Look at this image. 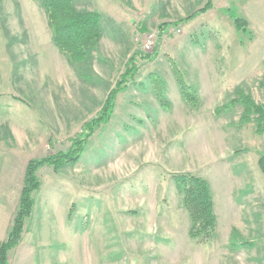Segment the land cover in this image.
Masks as SVG:
<instances>
[{
	"label": "rangeland",
	"instance_id": "1",
	"mask_svg": "<svg viewBox=\"0 0 264 264\" xmlns=\"http://www.w3.org/2000/svg\"><path fill=\"white\" fill-rule=\"evenodd\" d=\"M75 1L118 25L108 24L100 41L94 84L53 45L38 2L0 0V244L27 163L66 152L145 37L170 27L78 162L38 172L35 206L9 264H264V133L238 126L239 105L223 110L237 89L264 104V0H214L178 26L206 0ZM182 173L210 185L217 228L207 242L188 237L172 180Z\"/></svg>",
	"mask_w": 264,
	"mask_h": 264
},
{
	"label": "trees",
	"instance_id": "2",
	"mask_svg": "<svg viewBox=\"0 0 264 264\" xmlns=\"http://www.w3.org/2000/svg\"><path fill=\"white\" fill-rule=\"evenodd\" d=\"M33 1L38 2L45 14L51 30L52 43L59 53L74 68L83 83H96L99 79L92 69L95 55H98L102 37L108 32L107 25L110 24L117 28V23L106 14L77 9L75 0ZM213 1L206 0L201 8L182 19L178 24H174V26L185 24L194 20L197 16L205 14L213 8ZM233 24L237 31L245 32L247 23L244 19L235 18ZM169 27L170 25L166 23L158 26L156 42L149 53L135 51L130 56L125 64L124 72L114 87L109 90L98 116L83 125L82 132L71 140V145L66 152L33 159L27 163L18 209L6 240L0 244V264H9V254L22 241L25 223L30 219L35 206L34 195L40 190L41 186L38 172L44 167H50L54 171H58L64 166L74 165L78 162L95 130L110 120L118 94L125 91L130 83L135 84V77L139 71L140 63L154 60L160 40ZM261 86L264 88V79ZM187 91L182 90L181 93L185 97H190ZM228 104L223 110L232 105L241 107L238 126L253 124L255 134L262 135L264 133V104H257L249 94L241 89L234 92V97ZM220 113V109L215 112V114ZM258 167L261 173L264 174V156L259 158ZM172 180L177 191L182 195V205L190 219L188 237L200 242L209 241L217 228V218L209 183L205 179L190 173L172 175Z\"/></svg>",
	"mask_w": 264,
	"mask_h": 264
},
{
	"label": "built area",
	"instance_id": "3",
	"mask_svg": "<svg viewBox=\"0 0 264 264\" xmlns=\"http://www.w3.org/2000/svg\"><path fill=\"white\" fill-rule=\"evenodd\" d=\"M156 42V38L154 34H149L145 37L143 42L142 51L148 53L152 50Z\"/></svg>",
	"mask_w": 264,
	"mask_h": 264
}]
</instances>
